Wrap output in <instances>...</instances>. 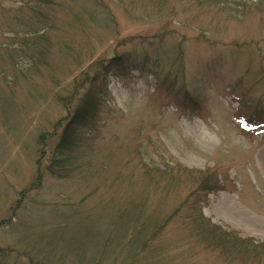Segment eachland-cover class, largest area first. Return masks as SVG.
I'll list each match as a JSON object with an SVG mask.
<instances>
[{
    "label": "rangeland",
    "instance_id": "1",
    "mask_svg": "<svg viewBox=\"0 0 264 264\" xmlns=\"http://www.w3.org/2000/svg\"><path fill=\"white\" fill-rule=\"evenodd\" d=\"M201 1L0 0V264H264V0ZM144 36L124 50L160 78L108 77L96 131L50 175L64 99ZM206 174L222 189L196 212Z\"/></svg>",
    "mask_w": 264,
    "mask_h": 264
},
{
    "label": "trees",
    "instance_id": "2",
    "mask_svg": "<svg viewBox=\"0 0 264 264\" xmlns=\"http://www.w3.org/2000/svg\"><path fill=\"white\" fill-rule=\"evenodd\" d=\"M166 1L167 0H158L159 3L167 6L168 4H165ZM196 2L197 4L180 5L183 9L191 5H207L199 4L202 2L201 0H196ZM204 2L216 7L222 8L224 6V9L228 8V4H221V0H204ZM242 6L243 5H237L238 8L235 7V9H239V7ZM178 12L174 10V7H171L169 14L166 16L171 18L176 16ZM158 28L162 33V38L169 33L167 32L166 24L164 23L160 24ZM146 37L147 36H144V38L131 37L127 44H119L118 47H121L123 51L119 52L109 60L99 61L92 73L89 74L88 72H84L83 77L77 81L76 86H74L72 98L64 99L65 106L68 107L66 108L68 117L65 119L63 126L62 122H59L55 127V131L59 128H61V131L57 136V142L52 151V159L47 167V171L50 175L57 177H64L67 175L69 173L66 170L67 164H71L74 154H76L80 148L88 142L93 132L96 131L97 125L100 121L99 116L110 101V92L107 83L108 77L112 76L122 79L129 77L136 71L138 73H151L156 78H160L161 74L158 73L157 64L152 63L153 65H149L150 61L147 58L145 51L138 52L137 50H124L130 45L135 48L144 47L146 45L145 42L147 41ZM157 41L160 42L159 39ZM260 60L264 63V55ZM165 80H167V78ZM259 120V118H257V120H247L246 125H256ZM38 179H40V174ZM220 189H222V186L216 176L206 174L199 180L195 191L190 194L184 205H189V200H193L191 203L192 208L190 209L199 212L202 209L201 205L206 202L207 195ZM204 224L205 222L202 219H199L197 226L200 231L203 230L202 225ZM211 229L214 231L220 230L223 235L227 234L216 226H212Z\"/></svg>",
    "mask_w": 264,
    "mask_h": 264
}]
</instances>
